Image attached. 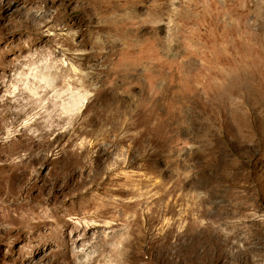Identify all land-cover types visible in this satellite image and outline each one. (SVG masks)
Masks as SVG:
<instances>
[{"label": "rangeland", "instance_id": "374dc122", "mask_svg": "<svg viewBox=\"0 0 264 264\" xmlns=\"http://www.w3.org/2000/svg\"><path fill=\"white\" fill-rule=\"evenodd\" d=\"M0 264H264V0H0Z\"/></svg>", "mask_w": 264, "mask_h": 264}, {"label": "bare ground", "instance_id": "6f19581e", "mask_svg": "<svg viewBox=\"0 0 264 264\" xmlns=\"http://www.w3.org/2000/svg\"><path fill=\"white\" fill-rule=\"evenodd\" d=\"M41 80L45 81L46 80V76H44ZM65 107V106H64Z\"/></svg>", "mask_w": 264, "mask_h": 264}]
</instances>
